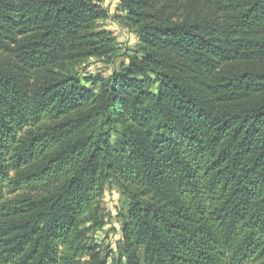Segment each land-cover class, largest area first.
I'll return each mask as SVG.
<instances>
[{
  "label": "trees",
  "instance_id": "trees-1",
  "mask_svg": "<svg viewBox=\"0 0 264 264\" xmlns=\"http://www.w3.org/2000/svg\"><path fill=\"white\" fill-rule=\"evenodd\" d=\"M99 1L0 0V264H264V0H119L90 87Z\"/></svg>",
  "mask_w": 264,
  "mask_h": 264
},
{
  "label": "rangeland",
  "instance_id": "rangeland-1",
  "mask_svg": "<svg viewBox=\"0 0 264 264\" xmlns=\"http://www.w3.org/2000/svg\"><path fill=\"white\" fill-rule=\"evenodd\" d=\"M98 3L101 8L107 11V15L98 19L97 30H110L114 34L117 55L112 64L93 57L78 66L84 83L90 87H92V83L87 79L90 76H95L99 72L109 74L113 68H120L128 64L132 55H143L140 50V37L134 25L126 19L127 9L121 6L119 0H100ZM7 56V53L0 50V60L7 58ZM103 205L107 213L106 220L108 223L93 234V239L102 248L109 245L111 250H114L122 238V227L128 214V206L125 197L117 188L107 190L103 198ZM111 261L110 258L109 263Z\"/></svg>",
  "mask_w": 264,
  "mask_h": 264
}]
</instances>
